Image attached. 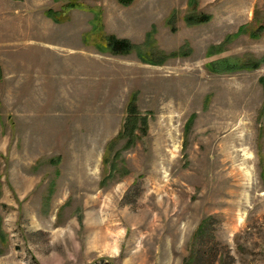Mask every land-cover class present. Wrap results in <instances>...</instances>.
<instances>
[{
  "label": "rangeland",
  "instance_id": "rangeland-1",
  "mask_svg": "<svg viewBox=\"0 0 264 264\" xmlns=\"http://www.w3.org/2000/svg\"><path fill=\"white\" fill-rule=\"evenodd\" d=\"M190 2L0 0V264H264V0Z\"/></svg>",
  "mask_w": 264,
  "mask_h": 264
},
{
  "label": "trees",
  "instance_id": "trees-1",
  "mask_svg": "<svg viewBox=\"0 0 264 264\" xmlns=\"http://www.w3.org/2000/svg\"><path fill=\"white\" fill-rule=\"evenodd\" d=\"M121 4L123 5H130L134 2V0H119ZM191 6L197 4V0H191ZM66 9L67 7L70 8H85V5L72 1L68 4L65 5ZM89 8L91 11H93L94 13H96L97 11L93 8L87 7ZM88 9V10H89ZM67 10H61V11H54L53 9L48 10L46 12V14L49 17H52L55 21L57 22H61L62 20H65L64 17H62V14L65 13ZM97 15H99V13H97ZM208 20H210L209 16H199L198 14H193L192 16H189L187 18V21L189 23H202V22H207ZM63 22V21H62ZM99 28V29H98ZM101 29V26L98 23H95L94 28H93V35H97L99 34V30ZM245 28H242L241 32L244 31ZM264 32V25H261L260 27H258L257 29H254L251 32V35L253 37H259L262 33ZM87 43L89 44V40L87 39ZM104 41H105V47H107L106 49H108L110 52L114 53V54H127L130 51H132L135 46L131 43L130 40L128 39H124V38H118L115 35H106L104 37ZM100 49H103V47L98 46ZM264 61V58H263ZM260 61H257L255 59H249L247 61H243L241 63H238L235 66H239V68H243V69H254V68H258L260 66ZM226 66H232L231 63L226 65ZM136 95H134L131 99V102L129 103L128 106V115L125 121V124L123 126V129L120 131L119 135L117 138H115L112 143L114 144L115 142H117L119 139H121L122 137H124L127 133L133 132L134 128H136L137 126V119H138V115L137 112L135 111V107H133L134 103H135V97ZM108 158H106L104 161H107ZM0 234L1 233V218H0Z\"/></svg>",
  "mask_w": 264,
  "mask_h": 264
}]
</instances>
